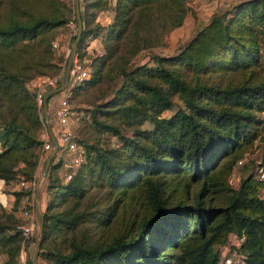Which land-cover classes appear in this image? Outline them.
Returning <instances> with one entry per match:
<instances>
[{
  "label": "trees",
  "instance_id": "1",
  "mask_svg": "<svg viewBox=\"0 0 264 264\" xmlns=\"http://www.w3.org/2000/svg\"><path fill=\"white\" fill-rule=\"evenodd\" d=\"M17 1L20 6L13 4ZM10 2L5 5L0 0V9L7 7L0 13V179L4 182L27 181L36 174L43 116L25 83L58 73V61L64 58L51 43L55 28L73 16L64 0ZM109 7L113 13L100 40L105 50L102 59L110 57L113 47L129 34L150 36L148 44H134L131 53L154 45L189 12L185 0L86 1V8L94 12ZM81 18L79 58L85 55V38L100 31L99 24L87 27L86 18ZM150 58L154 66H144V71L158 82L134 75L138 68L129 69L128 82L121 88L128 91L132 85L136 92L130 91V100L113 111L119 119L134 121L132 133L120 134L119 146L82 145L83 161L63 182L50 180L48 173L45 190L51 196L48 211L41 214L44 258L50 264H219L226 249L223 256L232 252L242 264H264V178L256 174L264 161L244 160L254 144H264V0H237L228 9L214 10L197 24L183 48ZM89 64L91 76L72 88L70 100L94 80V64ZM54 67L58 68L50 73ZM184 71L189 72L188 79ZM214 75L219 78L211 79ZM173 93L181 106L162 115L172 109ZM93 113L91 109L97 130L119 133L115 124L103 123ZM145 120L151 127L139 128ZM238 160L243 174L233 186L229 176ZM90 161H96L100 172L96 175L108 185L110 199L101 207L78 210V197L84 192L81 171ZM12 194L9 209L0 203V264H30L28 255L21 262L19 253L23 241L33 234L23 240L16 224L32 188ZM68 201L64 209H50ZM84 217L97 218L95 225L107 232L106 237L72 236ZM115 223L119 228L108 233V225ZM61 228L68 232V248L48 247ZM230 235L241 237L237 245L230 243Z\"/></svg>",
  "mask_w": 264,
  "mask_h": 264
},
{
  "label": "rangeland",
  "instance_id": "2",
  "mask_svg": "<svg viewBox=\"0 0 264 264\" xmlns=\"http://www.w3.org/2000/svg\"><path fill=\"white\" fill-rule=\"evenodd\" d=\"M68 6L71 7L72 15L73 13V0H64ZM79 1V12L80 17H85V24L87 27H93L96 24L100 23L98 20H96V12H94V9L86 8V1L87 0H78ZM113 3L114 0H109ZM8 2L11 5L10 0H5V5H8ZM237 0H185V4L187 8H189V12L191 11V15L188 14L187 17L184 20V23H182L179 26L173 27L172 29L168 30L165 34H163L159 41L155 43L152 46L149 47H142L137 52H132V46L134 44H148L150 42V36L147 33H138V37H133V35L129 34V36L125 39L121 38L119 41V46L116 47V49L113 47L111 50L112 54L110 57L101 58V54H103V48L102 45H92V47H89L86 49L85 43H87L88 37L84 40V48H85V57L88 61H92L94 64V74H93V81L88 83L87 85H83L80 89L77 90V93L71 98L70 104L72 113L70 116V126L75 134V137H77L81 144L85 148V144H97L104 147H111V146H119L122 144L119 135H130L132 133L133 127L135 126L134 121H128L125 119H119L113 112L116 106H119L121 104H125L130 100V91L136 92V88L130 85V89L128 91H125L121 88L125 83H127V78L125 76V73L132 68H138V72H134V75H140L145 76L149 81H156L158 82V79L154 76L148 75L144 71V66H154V62L151 60L152 54H157L160 56H168L173 55L177 51H179L181 48L184 47L186 42L192 37V35L195 33L196 27L192 26V18L197 21L196 14L193 11L192 5L195 4L196 6L201 8L202 18L209 17L214 10H224L230 8L234 3H236ZM13 4H17V6H20V1H17ZM16 6V7H17ZM7 7H3L0 9L1 16L4 14L3 12H6ZM112 10V9H111ZM188 12V13H189ZM113 11L110 12V20L112 17ZM109 14V13H108ZM141 19H144L141 17ZM208 19V18H207ZM206 21V20H205ZM205 21H201L200 24L204 23ZM82 22V18H81ZM110 22V21H109ZM83 25V22H82ZM108 25V24H107ZM106 26L100 25V31L96 35L97 40H101V36L104 34V31L107 28ZM97 30V29H96ZM61 32L62 35H64V39H67L69 36V29L66 24H63L57 28H55V37L58 36V32ZM75 35L69 37V46H72V43L74 41ZM61 39V38H59ZM61 39V40H64ZM101 43V42H100ZM56 61V60H55ZM65 61H62L59 63L58 61V73L61 72L62 76V70L64 67ZM142 68H141V67ZM57 68H52L49 72L53 73ZM96 70V71H95ZM53 71V72H52ZM189 72L184 71V78L188 79ZM50 74H48L49 76ZM54 75V74H53ZM51 76V75H50ZM39 78H44L45 76H37ZM35 77V78H37ZM218 75H214L211 77V79H218ZM26 88L29 90L31 89L30 81H27L25 83ZM173 99V106L172 109L164 110L162 112V115H169L173 112V110L179 106H181V101L177 94H171ZM41 107V106H40ZM91 109H94L93 115L95 118L103 123H113L117 126L118 132H111V131H99L94 126L92 122V114ZM41 115L42 109H40ZM44 116V115H43ZM139 128H149L151 127L150 122L143 121L140 123ZM79 142V141H78ZM52 150V147L48 150L46 156L49 154V152ZM46 156L41 160V163L39 165V168H37V174L35 177V185L33 188V193L30 194V197L28 201L23 203L24 205H27L26 209H32L34 211L36 202L38 203V210L40 214L46 213L48 211L46 205L47 201L49 200L51 193H47L45 190L46 185L49 182V179L52 180V178H58L62 182L65 181L62 177L64 166L62 164L52 165L59 160L52 161L49 164L48 173H49V179L45 181V184L43 185V182L45 180L46 174L43 175V179H41L40 170L42 168L43 162L46 159ZM52 160L54 159V156H52ZM59 155L57 156V158ZM251 160L253 164H256L258 162L264 161V144L263 142H257L253 145L250 151H248L245 154L244 160ZM60 162V161H59ZM96 161H90L88 166L84 167L81 171V184L83 187V195L78 197L77 201V207L78 210H87L92 209L96 206L101 207L106 204L107 201H109L110 196L108 195V185L105 183L104 179L101 176H97L96 172L98 171V165H96ZM235 165L234 169L232 170L230 176H229V182L231 185L236 186L238 184V179L243 174V167L242 165ZM250 170L254 171V166H250ZM100 173V172H99ZM48 176V174H47ZM41 179V180H40ZM38 181V182H37ZM36 183H37V189H36ZM43 187V188H42ZM36 190H38V195L36 197ZM43 190V191H42ZM60 195V194H59ZM58 195V196H59ZM71 201V200H70ZM66 204L58 202L56 207L50 208L53 211L64 209L68 206L69 202ZM22 208L19 209L18 215L21 212ZM99 215V213H97ZM95 217L90 221L89 219L83 218V220L80 222V224L73 230L72 236L75 237H85L84 240H95L98 238V236L102 235L106 237L107 232L104 229H101V226L96 227ZM120 225L117 223L108 225V233H114L116 232V229L119 228ZM68 232L63 231V228L57 233V235L54 237L53 241L48 245V247L53 246H59L62 244V248H65V250L68 248ZM64 237V239H63ZM38 238L37 233V226L35 228V232L30 238H27L23 241L22 248L20 252L22 253L23 260L24 256L28 255L27 253V247L29 245H34L36 243V240ZM63 239V241H62ZM43 248L39 246L36 249V256H35V262L36 264H50L46 258H44L43 254ZM226 252V249H223L222 253ZM221 253V256L223 255ZM228 254V253H227ZM29 258V256H27ZM30 259V258H29ZM236 264H242L236 262Z\"/></svg>",
  "mask_w": 264,
  "mask_h": 264
},
{
  "label": "built area",
  "instance_id": "3",
  "mask_svg": "<svg viewBox=\"0 0 264 264\" xmlns=\"http://www.w3.org/2000/svg\"><path fill=\"white\" fill-rule=\"evenodd\" d=\"M65 24L69 29V37L76 35V22L74 14L73 16H71V18L68 19ZM51 45L55 50L62 54L65 61L71 49V47L69 46V42L66 41L59 45L57 40L54 39ZM89 63L90 61L87 60L85 55L82 58H79L77 57L75 52L69 68L67 85L60 91L62 94L56 101L50 121L51 132L56 142L55 154H59L60 160H62V165L64 166V171L62 174V177L64 179L70 178L76 172L77 168L84 158L83 146L77 141L69 123L72 113L69 100L72 93V88L76 84H79L80 82L88 79L91 76V68ZM60 80L61 72L56 73L50 77H37L30 80L31 89L35 94V99L38 106H41L42 104V93L44 89L49 87H56L59 84ZM39 137L41 139V144L38 149V164L45 157V154L48 152V150L52 147L44 118L43 127L40 131ZM241 161L242 160H238L236 163L240 164ZM256 174L258 178H264V164L257 167ZM35 177L36 174L31 180H21V187H30L32 188L33 193ZM35 228L36 222L34 211L32 209H24L23 211H21L20 221L16 224V229L19 230L23 239L32 235L35 232ZM240 239L241 237H235L234 235L229 236V241L233 245H237ZM236 262L241 263L236 255L232 252H229L225 256H220V259L218 261L219 264H236Z\"/></svg>",
  "mask_w": 264,
  "mask_h": 264
},
{
  "label": "crops",
  "instance_id": "4",
  "mask_svg": "<svg viewBox=\"0 0 264 264\" xmlns=\"http://www.w3.org/2000/svg\"><path fill=\"white\" fill-rule=\"evenodd\" d=\"M111 6V5H110ZM192 8H193V10H194V12H195V14H196V17H194V18H197V21H195L193 18H192V23H191V25L192 26H195V25H197V24H199L201 21H205L207 18H202V13H201V8L200 7H198V6H196L195 4H193L192 5ZM112 10H111V7H109V8H106V9H100V10H97L96 11V16H97V18H96V20H98L99 19V23H100V25H102V26H106L108 23H109V21H110V12H111ZM109 13V14H108ZM188 14H190V13H187L186 15H185V18L187 17V15ZM191 15V14H190ZM185 18L183 19V23H184V20H185ZM182 23V24H183ZM180 27V26H179ZM59 38H61V39H64V35H62V33L59 31L58 32V36L57 37H55V39L57 40V42H58V44L59 45H61L62 43H64V42H66V41H69V36L67 37V39H64V40H61V39H59ZM92 45H100V41H98L97 40V37H96V35L95 36H93V35H91V36H89L88 37V40H87V43H85V46H86V49L87 48H89V47H92ZM59 85V84H58ZM51 88H54V87H49V88H46V89H44V91L45 90H47V89H51ZM43 91V92H44ZM62 93L59 91V92H56V93H53V94H51L50 96H48L47 97V99H46V112H47V115L49 116V118L51 119L52 118V114H53V109H54V106H55V104H56V101L58 100V98H59V96L61 95ZM41 109H42V107H41ZM42 114L44 115V112H43V110H42ZM43 118H44V116H43ZM45 120V119H44ZM52 151V150H51ZM50 151V152H51ZM50 152H49V154H50ZM47 154V153H46ZM46 154H45V156H46ZM48 154V155H49ZM47 155V156H48ZM59 154H53V156H54V159L52 160V158H51V160H50V162H49V164L52 162V161H55V159L56 160H60V157H58L57 158V156H58ZM46 156V157H47ZM43 160V159H42ZM40 163H41V161L39 162V164H38V166H37V168H39V165H40ZM53 163V162H52ZM60 164H62V160H60ZM48 168H49V166H48ZM48 168H47V171L45 172V174H46V177H45V180H44V182H43V185L45 184V181L48 179V176H47V174H48ZM38 170V169H37ZM36 174H37V171H36ZM44 174V175H45ZM41 179H43V176L41 177ZM40 179V180H41ZM20 181L21 180H9V181H6V182H4V180H2V179H0V203L1 204H3V206L5 207V208H7V209H9L10 208V206L12 205V203H13V200H14V196H13V194H12V192L13 191H15V190H20L22 187H21V185H20ZM38 182V181H37ZM43 188V187H42ZM36 189H37V183H36ZM43 191V190H42ZM36 197H37V195H38V190H36ZM38 203L36 202V206L38 207V205H37ZM35 206V207H36ZM22 253L23 252H20L19 253V260L21 261V262H23V256H22Z\"/></svg>",
  "mask_w": 264,
  "mask_h": 264
},
{
  "label": "water",
  "instance_id": "5",
  "mask_svg": "<svg viewBox=\"0 0 264 264\" xmlns=\"http://www.w3.org/2000/svg\"><path fill=\"white\" fill-rule=\"evenodd\" d=\"M73 13H74V18H75V22H76V35H75L74 41L72 43L70 52H69V54L65 60V63H64V67L62 70V76H61V82L56 87L51 88V89H47L42 93L41 107H42V110L44 112V119L46 122L49 140H50L53 148H52V151L50 152V154L46 157L45 161L43 162L42 168H41L40 173H39L41 175L40 177H42L45 174V172L47 171V168L49 166V162H50L53 154H55V151H56V142H55V139L52 135L51 127H50L51 119L49 118V116L47 115V112H46V99L51 94L61 91L67 85L70 64H71L72 58L76 52L77 43L80 39V35H81V31H82V22H81V17H80V12H79V1L78 0H73ZM34 217H35V222H36V226H37L38 238H37L36 243L34 245H29L27 247V253H28V256L30 258V264H36V262H35L36 249L40 244L42 233H43V219H42V216H41L37 206L34 209Z\"/></svg>",
  "mask_w": 264,
  "mask_h": 264
}]
</instances>
